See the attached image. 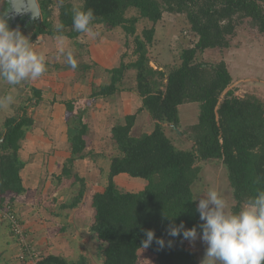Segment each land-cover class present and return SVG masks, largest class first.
Listing matches in <instances>:
<instances>
[{
  "label": "trees",
  "instance_id": "obj_1",
  "mask_svg": "<svg viewBox=\"0 0 264 264\" xmlns=\"http://www.w3.org/2000/svg\"><path fill=\"white\" fill-rule=\"evenodd\" d=\"M81 1L82 9L94 10L97 17L94 24L102 26L105 31L122 28L134 35L140 19L156 25L168 13L184 15L194 39L181 51L175 64L162 65L164 70H159L151 66L149 56L155 27L145 29L142 35L135 37L136 61L129 64L121 62L118 67L103 69L106 82L98 85L92 82L86 99L61 102L66 107L64 119L71 156L59 178L73 179L74 184L82 186L72 203L62 205V208H77L83 197L85 199L86 179L73 174L72 168L78 161L85 160L87 154L93 156V151L85 153L89 145L88 109L98 100L123 91L127 71L133 69L141 105L136 113L126 115L110 130L115 152L110 157L109 168L101 170L106 179L104 190L90 194L95 215L89 231L104 246L103 264H138L142 250L152 254L156 264H200L197 249L192 240L183 238L182 231L195 227L197 235L203 234L201 226L206 221L200 219L198 211L201 195L194 192L193 186L199 180L203 182L204 166L214 163L226 169L235 200L233 213L238 212L258 191L264 190V102L237 86L232 87L233 77L225 62L208 65L200 59L206 50L230 48V38L236 35L245 19L250 20L251 25L264 36V0ZM2 2L0 0V6ZM52 2L38 0L41 24L24 30L19 27L32 45L39 42L41 36L57 35L50 23ZM74 9L70 1L61 4L59 9V24L64 25L62 32L70 39L81 35L72 27ZM132 9L138 16L127 17ZM93 66L100 68L97 63ZM56 67L60 71L72 70L69 65ZM91 68L83 65L82 72ZM25 88L29 95L21 99L16 114L5 117L0 124V139H3L0 143V214L12 236L14 232L7 213L18 215L15 202L26 192L21 176L26 163L19 151L35 123L27 108L37 107L44 101L43 90L27 84ZM189 104L197 107L199 114L198 122L183 131L185 140L191 144L189 150H184L176 146L166 130L168 127L181 128L182 109ZM143 112L150 115L153 130L135 137L132 130ZM122 174L145 180L144 189L138 192L121 189L116 178ZM203 198H207L206 194ZM181 222L184 224L181 235L170 236L171 228L178 227ZM66 230L63 227L60 232ZM147 230H153L155 236L145 249L141 241L146 239L144 233ZM27 233H24L26 237ZM14 238L19 244V240ZM156 239L164 240L163 248ZM169 241L171 247L168 246ZM20 247L27 255L22 259L27 262L30 244ZM36 264L93 263L84 254L72 260L60 252L49 254Z\"/></svg>",
  "mask_w": 264,
  "mask_h": 264
},
{
  "label": "rangeland",
  "instance_id": "obj_2",
  "mask_svg": "<svg viewBox=\"0 0 264 264\" xmlns=\"http://www.w3.org/2000/svg\"><path fill=\"white\" fill-rule=\"evenodd\" d=\"M67 1H70L75 9H80L82 6L81 0H53L52 14L50 16L51 28L53 30H55V26L59 24L60 6ZM133 16H138V13L136 10L132 9L127 13V17ZM153 26L155 27L156 33L153 44L149 46V56L152 59L151 64L154 63V66L158 69L161 68L164 70L162 65L168 66L175 64L179 60L181 51L190 45L194 39V36L190 35V26L184 15L165 13L162 21L156 25L146 19H140L134 35L126 33L122 28H117L112 32H108L105 31L102 26L98 25L96 29H94L99 32V36L96 38H92L84 34L78 36L77 39L68 38L64 42V48L65 51L68 49L73 51L74 57L77 61L76 69H79L77 71L73 69L60 71V69L56 66L66 67L68 64L66 58L61 55L59 51V43L51 36H41L39 42L34 45V50L37 52L43 51L45 53L48 66L47 73L49 74L51 71L52 73L46 78L40 77L35 81H24L17 86H10L6 82L4 85L0 82V98L9 94L13 96V104L8 108L0 109V124L5 117H11L16 114L18 106L21 104V99L29 93L27 88L23 89L26 84L34 88L41 89L43 90L44 101L37 107L27 108L28 115L32 117L35 122L28 137L33 136L31 142L34 143H37L36 141H40L41 144L43 141L45 143L50 142V144L46 143L47 146L50 147L48 149V153L59 150L61 144L59 145L56 143L59 138H57L55 131L58 132V137H60L59 134L62 133L61 129H64L63 132L67 135V127L66 122H64V117L62 118L64 121H58L56 114H53L56 112V109H53V106L54 104H58V97L60 96L62 98L63 95L66 94L63 98L68 100L75 98L78 100L86 99L91 92L92 82H95L96 85L100 84V82H106L104 81L106 74L103 69L118 67L121 62L129 64L137 60V55L135 53V37L136 35H142L145 29H150ZM230 45L231 47L228 49L206 50L205 53L201 55L200 60L208 65L225 62L230 74L233 77L232 87L237 86L242 91L244 90L249 94H253L264 102V36L251 25L250 20L245 19L241 26L237 29L236 35L230 38ZM95 63H97L100 68L94 67L93 64ZM83 65H89L92 66V68L82 72ZM135 73L136 72L133 69L127 71L124 84L125 89L113 97L102 99L95 109L97 112L95 110L92 111L91 107L88 109L87 121L89 123V133L87 136L89 145L85 153L87 154L89 151H93V156H89V154H87V158L85 160L78 161L75 166L76 169H72L73 171L75 169V173H81L86 176L85 199L83 197V203L81 205L83 208L81 209V212L89 219L90 224L95 215L90 194L95 191L104 190L106 179H104L105 177L101 173V170L106 171L109 168L110 157L115 152L113 144L110 140V130L126 115L136 113L141 105V99L135 89ZM87 87H89V89ZM69 92L73 93L70 94ZM5 104H7V102H5ZM61 105L63 107L62 114L65 116L66 107L64 104ZM143 113L138 125L132 132V135L135 137L142 136L143 134L149 133L153 130V122L150 115L147 112ZM198 114L199 109L189 104L182 109V124L181 128H179L181 134L179 135L174 128H167V134L173 139L178 148L184 150H189L191 148V144L185 140L186 137L183 131H186L187 127H190L198 122ZM53 128H55L54 132ZM64 134H62L63 137ZM51 136L54 138H51ZM50 138L53 139V142ZM52 143H54V147L56 144V148L52 146ZM42 146L44 147V144H42ZM63 157L64 154L61 155L58 160H63ZM59 174L61 175V172ZM59 174H54L53 180L56 181V179L60 177ZM201 177L203 178V182H200L199 180L193 186V189L195 190L194 192L201 195L198 198L199 201L200 199H206L203 197L207 191L210 188H214L218 190L222 197L226 200V211H231L232 207L235 205V200L229 186L226 169L221 165L209 163L204 166ZM60 181L63 180L59 178L58 183ZM116 182L121 189L127 191L138 192L143 190L145 187V185H142V183H145V180L141 178H132L130 176H119V178L116 179ZM137 182L141 183V185L135 184ZM63 185L64 187H62ZM62 186V188L57 189L54 196H52L54 199V197L59 198L60 195H62V199L59 202L60 205L63 201L69 198L72 203L74 197L77 196L82 188L80 183L74 184L73 179L67 180V184H64L63 181ZM48 195L50 194H44V197H46L42 198L43 200L41 204H39L36 200V205L32 206L35 209L32 212L33 215L40 218V221H45L47 223H49V220L46 221V218L41 216L44 212L43 210L40 212V209L45 207L49 209L47 213L48 218L51 217L52 210L57 209L54 206L51 196ZM67 209L70 208L67 207ZM38 212L40 213L37 214ZM22 224V230L24 232H28V227H26V223L23 222V220ZM54 233L57 234L56 231H54ZM79 234V236L75 233L72 234V236L76 235L78 240V244H72V249H75V257L72 259L77 260L81 254H84L85 256H88V258L90 256L92 257L89 260L93 264H103L104 259L102 250L104 246L97 240L94 234L89 235L91 239H88L84 233L79 232ZM29 236H31L30 232L27 233L26 240L31 247L30 257L28 259L26 258L27 264H35L39 256L35 254V246L31 242L32 239L29 241ZM1 241H3V239L0 236V244L2 243ZM45 241H47V239H45ZM192 243L198 251L201 264V261L204 258L201 255L200 250L202 252L204 248H201L195 240L194 242L192 241ZM46 245H48L49 249H52L51 254L60 253V251L53 248L52 242H46ZM18 246L20 247V245ZM20 249L22 250V247H20ZM145 251H140V260L138 264H156L155 257ZM26 256V253L22 250L21 255L18 256V259H15L12 264L24 263L22 258Z\"/></svg>",
  "mask_w": 264,
  "mask_h": 264
},
{
  "label": "clouds",
  "instance_id": "obj_3",
  "mask_svg": "<svg viewBox=\"0 0 264 264\" xmlns=\"http://www.w3.org/2000/svg\"><path fill=\"white\" fill-rule=\"evenodd\" d=\"M11 5L17 13L28 10L22 0H11ZM96 20L91 8L73 10L72 27L78 33L92 38L99 36V32L94 30L98 26L94 24ZM63 28L62 23L55 26L57 35L53 39L59 43L61 55L74 70L77 61L71 49L65 51L64 42L68 38L63 34ZM47 70L45 53L35 51L19 28H10L8 10L0 12V79L10 86H17L24 81L39 79ZM12 104V95L0 98V109ZM206 197L198 204L200 219L206 221L201 226L202 240L207 244L201 264H264V190L258 191L236 213L226 211V200L218 190L210 188ZM182 229L183 222L171 228L169 235L180 236ZM144 234L146 239L141 241V245L146 249L152 244L155 233L147 230ZM182 236L185 240L194 241L197 230L195 227L183 230ZM156 243L164 247L163 239H156ZM168 246L171 247V241Z\"/></svg>",
  "mask_w": 264,
  "mask_h": 264
},
{
  "label": "crops",
  "instance_id": "obj_4",
  "mask_svg": "<svg viewBox=\"0 0 264 264\" xmlns=\"http://www.w3.org/2000/svg\"><path fill=\"white\" fill-rule=\"evenodd\" d=\"M51 73L52 71L49 74L46 72L42 77L46 78L48 75H51ZM0 82L5 85L4 81L0 80ZM89 87L87 88L89 89ZM69 93L71 94L73 92H69ZM65 95L66 94H64L63 97ZM59 97H58V104H54L53 106V109H56V112H54L53 114L54 115L56 114L58 121L59 120L64 121V119H62L64 117V114H62L63 107L61 105L62 104L61 102L68 100V99H65L63 97L59 98ZM101 101L102 99L98 100L94 104V106L92 107V111L96 109V107ZM95 111L97 112V110ZM143 114L141 113L138 116L137 122L133 130L138 125L141 119V116ZM54 130L55 128H53V132ZM61 131L62 133L59 134L60 137H58V132L55 131V133L57 134V138H59L56 141V143L59 145L61 144L60 149L55 152L48 153V149L50 147H48L47 144H50V142H46L47 143L46 144L43 141L42 144H44V147L42 146L40 141H36L37 143L31 142V140L33 139V136L28 137L25 141L22 142V146L19 151V155L21 159L26 163L25 168L21 172V176H22L24 187L26 188V192L17 198L15 205L17 207L18 214L20 215L23 222L26 223V227H28V230H29L28 232H30L31 234V236H29V241H31L32 239L31 242L35 246L34 252L36 255L39 256L35 264L37 263V261H39L43 257H46L49 254H51L52 249L48 248V245H46V242H49V243L52 242L53 248L55 250L60 251L66 258L72 259L75 257L74 255L75 249H72L73 248L72 244H76L78 241L76 238V235L72 236V234L75 233L79 236L80 235L79 232L84 233L86 234V237H88V239H91V237L89 236L91 232L89 231V228H88L90 226L89 219L86 218L85 215L82 214L81 212V209L83 208L81 207V205L83 202H81V204L77 208H74V209L65 208L64 209L62 208V205L70 204L71 203L70 198L63 201L61 205L59 202L62 199L61 198L62 195H60L59 198H55V197L54 199L52 198V196H54V193L57 189L64 187V185L62 186L63 181H64V184H67L66 179H64L63 181H60L59 183H58L59 178L56 179V181L53 180L54 174H59L60 172L62 173V169L67 159L70 158L71 156V146L68 143L67 135L64 134L63 132L64 129H61ZM62 134H64V137ZM51 138H54V137L51 136ZM51 140L53 142V139ZM54 143H52V146L54 145ZM54 148H56V144ZM63 154H64V157H63L64 159L59 161L58 158H60L61 155ZM57 163L58 165L59 164L60 165L58 166ZM74 168L76 169V167ZM74 174H77V173L74 172ZM79 175L83 178L86 177L85 175L81 173H79ZM120 176L128 177V175L126 174H122ZM117 178H119V176ZM135 184L141 185V183H138V182ZM145 184L146 183H142V185H145ZM47 193L50 194L48 196H51L52 201L54 202V206L57 208V209L52 210V214L50 213L51 217L49 218L47 214L49 209L47 207L40 209V212H42L41 210H43L44 212V214H41V216L45 217L46 221L49 220V223L45 221H40V218H37L32 213L35 210L32 206L36 205V200L38 201L39 204H41L44 194L46 195ZM40 212H38L37 214H39ZM6 224L7 223L1 217V214H0V236L3 239V241H1L2 243L0 244V264H12L15 259H18V256L21 255V251H22L20 247L18 246L19 244L16 242L15 238L12 236L8 225ZM63 227L67 229L66 232H62V231L60 232V229ZM54 231H56L57 234H55ZM45 239H47V241H45ZM16 264H19V263H16ZM21 264H27V262H24Z\"/></svg>",
  "mask_w": 264,
  "mask_h": 264
},
{
  "label": "water",
  "instance_id": "obj_5",
  "mask_svg": "<svg viewBox=\"0 0 264 264\" xmlns=\"http://www.w3.org/2000/svg\"><path fill=\"white\" fill-rule=\"evenodd\" d=\"M22 3L28 10L21 11L19 13H17L15 9L12 7L11 0H3V2L1 3L0 12H3L5 10L9 11L10 28L14 27L15 29L21 26V29L24 30L28 26L41 24L42 23V12H41V8L38 3V0H22ZM151 65L155 69H158L156 66H154L155 65L154 63ZM159 70H162V69L160 68ZM174 129L177 131L179 135L181 134L180 130L177 127H174ZM2 142H3V139H0V143ZM195 241L199 246H201V248L202 247L204 248L202 252L200 250V253L204 258L207 244L202 240L201 235H197V238L195 239ZM90 258L92 257L90 256L89 259Z\"/></svg>",
  "mask_w": 264,
  "mask_h": 264
},
{
  "label": "built area",
  "instance_id": "obj_6",
  "mask_svg": "<svg viewBox=\"0 0 264 264\" xmlns=\"http://www.w3.org/2000/svg\"><path fill=\"white\" fill-rule=\"evenodd\" d=\"M10 210V209H9ZM15 212H9L7 213V217L10 219L12 224V229L14 232V237H16L19 240V244L21 246H27V237L24 235L23 226H22V220L18 215H16ZM28 248V247H27Z\"/></svg>",
  "mask_w": 264,
  "mask_h": 264
}]
</instances>
